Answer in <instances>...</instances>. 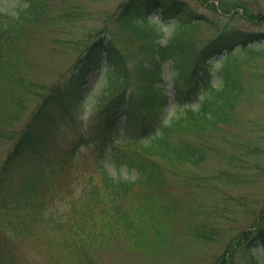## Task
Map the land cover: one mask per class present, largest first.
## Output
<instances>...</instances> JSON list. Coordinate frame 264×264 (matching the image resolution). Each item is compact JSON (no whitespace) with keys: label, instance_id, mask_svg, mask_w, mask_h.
I'll return each mask as SVG.
<instances>
[{"label":"trees","instance_id":"16d2710c","mask_svg":"<svg viewBox=\"0 0 264 264\" xmlns=\"http://www.w3.org/2000/svg\"><path fill=\"white\" fill-rule=\"evenodd\" d=\"M20 2L21 8L17 13L5 17L6 23L3 24L4 27H0V138L9 137L8 129L12 127H9L8 122L17 120L27 112L32 114L21 141L0 168L2 208L0 226L4 236V239L0 240V249L8 248L10 239L32 242L30 245L36 248L43 244L48 245L50 242L45 237L53 228L56 232L63 231L65 243L63 245L57 242L56 246L59 249L65 248L70 253L69 256L65 252L70 259L68 264H77L90 258L92 254L97 255L98 250L107 247L110 242H115L124 252L130 254H139L145 250H150V254H155V251L160 253L157 248L162 245L166 247L167 239L173 231L170 224L173 216L170 215L176 205L175 200L166 199L167 194L162 190L168 172L162 161L165 165L176 167L185 164L201 167L206 159L205 152L212 150L209 139L201 143L191 142L182 137L188 134L209 137L212 133L222 138L225 143H232L228 138L215 132H219L221 126L223 130L239 123L237 106L241 101L252 97L253 89L246 85L256 86L264 82V68L257 71L244 69L262 52L258 50L264 49V44L256 43L264 39V34L243 31L230 33L227 30H220L198 45L193 33L198 25L204 22L202 21L204 17L194 20L198 15L190 11L188 6L179 8L174 0H124L108 15L94 41H90L89 49L84 50L76 61L74 65L76 71L73 76L76 79L72 78V82H68L71 92L67 93L65 89L67 86L64 88L57 84L46 87L43 84H30L23 79L22 73L30 58L28 51L33 41V32L41 26L47 0H20ZM203 2H209L208 9L223 19L227 18L228 22H230L229 18L240 16L237 8L242 7L241 0H204ZM153 7L163 9V12L174 20L175 26L171 31H163L157 26L158 23L153 22L147 15ZM244 9L242 10L245 11V17L263 19L261 18L263 13L255 16L246 7ZM70 17L72 21H76L74 15L71 14ZM147 27L154 33L149 34V30H143ZM115 28L117 31L133 30L139 39L146 40L139 50L134 47L132 52V54L137 52L140 58L131 65L127 64V60L131 57L125 56L126 52H121L122 48L120 52L116 51L105 58L108 67L103 69L104 83L96 93L97 98L95 96L94 100L92 99L102 106L98 116L95 117V126L89 129L92 138L80 137L78 143L81 144H74V150L70 153L71 158L60 163L62 167L73 168L77 147L90 146L92 141H98L99 145L94 142L97 181L96 178L91 177L89 188L84 193V200L78 201L72 195L63 199L62 202L70 205L63 216V225L51 226L49 223V216L52 213L48 209L55 199L52 200L54 196L48 193V196L40 200L36 210L22 217L21 209L27 210L29 203H34L40 198V194L34 192L32 187H35L42 177L40 173L36 177L37 180L31 183L30 189L25 190L23 194L19 192V196L14 194L11 197L19 186L20 170L28 162L26 157L29 150L45 130V125L48 127L56 116L54 110L60 104V100L65 98L64 101L75 103L78 95H80L79 99H84L83 91H80L79 87L92 67L90 64L97 59L99 49L101 48V52L109 43H114ZM105 34L107 39L103 37ZM200 47L202 49H199ZM108 48L112 49V45ZM235 48L237 50L232 52ZM223 51L225 54L219 56ZM217 56L220 58L216 60ZM165 61H169L174 68L172 70L175 99L178 101L177 108L182 107L181 114L167 124L163 122L161 116L163 107L168 102V94L161 74L162 64ZM179 62L182 71L177 70ZM214 78L219 81L216 85L213 83ZM131 83L139 86L138 95L131 94L129 89ZM155 83L158 88L151 86ZM145 85L147 87H144ZM192 95L199 100L198 108L190 107L183 102ZM59 110L64 111L65 108L60 107ZM122 115L126 118V131L118 138L126 141L127 147H131V150L128 153L116 151L112 157L110 156V163L117 172L120 167L135 172L137 177L134 180L113 178L100 163L103 160L104 150L112 142L115 132L117 133V130L111 128L112 123ZM228 133L238 138L246 137V134L241 132L235 134L228 131ZM249 141L250 139H242V142L232 145L243 160L233 159L232 154L222 150L218 155L225 158L229 165L234 164V169L238 171L248 168L246 159L260 160L264 153V145L259 138ZM18 160L21 163H17ZM261 171L264 175V170ZM239 174L235 173L233 176L223 172V181L229 184L231 180L235 183L249 182L248 178L245 181L239 177ZM11 201L17 202L20 209L8 210ZM84 201L92 204L88 203L82 207L81 203ZM46 204L49 205L45 207ZM257 216L259 219L253 230L241 231L228 243L219 264H228L225 259L228 255L230 263V258L237 252L243 264H254L256 258L249 253L248 246L252 240L264 245V210H260ZM43 232L45 233L41 234ZM190 235L204 243L215 237V233H209V229L202 232L194 231ZM36 236L38 237L35 239ZM88 250L92 253L85 255ZM7 259L11 261V253L8 254ZM5 261L1 264H5ZM65 262L67 261L64 260ZM213 264H217L216 261Z\"/></svg>","mask_w":264,"mask_h":264},{"label":"rangeland","instance_id":"374dc122","mask_svg":"<svg viewBox=\"0 0 264 264\" xmlns=\"http://www.w3.org/2000/svg\"><path fill=\"white\" fill-rule=\"evenodd\" d=\"M174 1L179 8H187L188 6L190 11L197 13L198 16L194 20L202 19L201 16L204 17L202 19L204 22H201L193 33V38L197 40L198 45L201 44L199 42H205L220 30H227L230 33L232 31L236 33L243 31L264 34V0H241L242 7L237 8L240 16L229 18L230 22L227 18L223 19L215 15L213 11L208 9L207 4L209 2H203L204 0ZM123 2L124 0H47L43 11V21L41 26L34 30L33 41L29 46L28 54L30 58L25 66L26 69L22 73L25 82L36 85L43 84L46 87L57 84L64 86V88L67 86L65 89L67 93H70L68 82H72L71 79L76 71L74 69L76 61L82 56L84 50L89 49L90 41H94L98 31L104 26L108 15ZM245 7L255 16L263 13L261 14L262 17L260 16L263 19L245 17ZM19 8H21L20 0H0V27H4L3 24L6 23L4 18L14 16ZM161 11L163 12V9ZM149 12L157 20L161 19L162 30L169 32L174 28V20L170 19V15L166 12L160 15L159 10L155 7L151 8ZM71 14L76 17V21H72ZM116 29L114 31L115 41L113 42L116 43L114 44L119 50L123 49L121 52H126L125 56L131 57L127 60V64L131 65L140 58L137 52L132 54L134 47L139 50L141 45L146 43V40L139 39L133 30L117 31ZM143 30H149V34L154 33L148 27ZM141 36L144 37L142 34ZM103 37L108 38L107 34ZM122 44L128 46L125 47ZM112 50L110 52H115L113 47ZM235 50L236 48L233 51ZM263 50H258L262 52L252 59L248 66L244 67L245 70L257 71L264 68ZM217 59L218 57H216ZM98 64L103 67L107 66L106 63L102 62H96L94 66H99ZM172 69H174L173 66H170L168 62L165 63L162 72L163 81L169 90V102L163 107V114L161 115L165 124L182 112V107L177 109L178 101L175 99L174 71ZM102 70H99V68L93 69L85 76L83 83H81L80 78L81 85L79 89L80 91L84 90L85 100L79 99L80 95L75 98V103L64 101L65 98L60 100V106H57L54 110L56 116L48 127L45 125V130L35 140L34 146L30 148L26 157L30 163H27L25 168L22 166L20 170V173L25 174L22 176L24 179L22 185L27 187L28 183H34L37 180L35 172L41 165L44 170L40 172L42 177L39 178L37 185L32 186L34 192L40 194V198L34 203H29L27 210L21 209L22 217L27 216L28 212L36 210L40 200L49 194L54 196L52 200L55 199L54 202L51 201L52 203L48 209L52 213L49 216V223L51 226L63 225L65 211L70 208V205L62 202L63 199L72 195L78 201L84 200V193L89 188L91 177L96 178L97 181L98 172L95 165L94 142L99 145L98 141H92L90 146L77 147L73 168L62 167L60 163L71 158L70 153L74 150V144H81L78 143L80 137L92 138L89 129L91 126H95V117L98 116L102 108L98 102H93L92 99L94 100L95 96L97 98L96 93L103 86ZM177 70L182 71L180 62L177 64ZM75 79L74 77L73 80ZM217 81L214 78L215 85ZM151 86L158 88L157 83L151 84ZM246 86L253 89L251 92L252 97L249 100L241 101L237 106L236 114L239 123L231 128H223V130L222 126H219V132H215L228 138L232 143L227 144L222 141V138L212 133L209 137L188 134L186 137H182L191 142L201 143L209 139L212 150L205 152L206 159L201 167H192L188 164L176 167L165 165L162 161V164L168 170L162 190L167 194L166 199L176 201L175 208L172 215H170L173 216L170 222L173 231L167 239L166 247L162 245L157 248L160 253L155 251V254H150V250H145L139 254H130L124 252L115 242H110L106 245L107 247L98 250L97 255L92 254L90 258L79 261L80 263L77 264H213L214 261L219 264L228 243L241 231L253 230V226L259 219L257 214L260 210H264V175L261 171L264 170V153L260 160L246 159L249 169L243 168L241 171L234 169V164L230 163L229 165L225 158L218 155L219 152L223 151L232 154L233 159L243 160L238 156L235 148L232 147L233 144L242 142V139L252 141L259 138L264 145V82L256 86ZM129 89L131 94L138 95L140 92L137 84L131 83ZM183 102L193 108L199 107V100L195 99L194 95L189 96ZM60 107H64L65 110L60 111ZM31 114L27 112L17 120L8 122L10 123L9 127H12V129H8L10 132L8 138H0V168L3 161L9 157V154L15 150L21 141ZM121 124L123 128L119 127L121 128L119 133L123 134L126 128H124L123 122ZM228 131L235 134L241 132L246 134V137L231 136ZM125 138L127 139L128 136ZM125 142H111V145H108V148L104 151V159L100 163L111 177L134 180L137 177L135 172L129 171L125 167H120L119 172H117L112 164L108 162V158L115 151L128 153L131 150V147H127ZM17 163H21V161L18 160ZM32 164H34V167L30 166ZM14 172H16L15 169ZM223 172L233 176H235V173H240L239 177L245 181L248 178L249 182L235 183L231 180L232 183L229 184L223 181ZM11 197H13V194ZM16 203L14 201L9 202L8 210L15 211L18 208ZM88 203L89 205L92 204L91 202ZM88 203L82 202V207L85 204L88 205ZM48 205L46 204L45 207ZM0 215L2 214L0 213ZM205 229H209V233H215V237H212L211 241L204 243L190 235L194 231L202 232ZM62 233L63 231L56 232L52 228V231H48V235L45 237L51 245L43 244L38 248L30 245L32 242L10 239L8 248L0 249V264L5 260V264H68L70 259L65 254V252H68L65 248L59 249L56 246L57 242L63 245L65 243ZM1 239H4V236L0 226ZM36 249L42 250V252H38ZM248 250L256 258L254 264H264V245L252 240ZM10 253L11 261H8L7 256ZM89 253L92 252L88 250L84 254L88 255ZM238 253L230 258V263L228 262L230 256L225 257L227 263L243 264ZM68 254L70 256V253ZM64 260L67 262L64 263Z\"/></svg>","mask_w":264,"mask_h":264},{"label":"bare ground","instance_id":"6f19581e","mask_svg":"<svg viewBox=\"0 0 264 264\" xmlns=\"http://www.w3.org/2000/svg\"><path fill=\"white\" fill-rule=\"evenodd\" d=\"M57 106L59 107V106H60V104H58ZM120 118H121V119H124V118H125V116H121ZM117 128H118V127H117L116 125H114V129H117Z\"/></svg>","mask_w":264,"mask_h":264}]
</instances>
